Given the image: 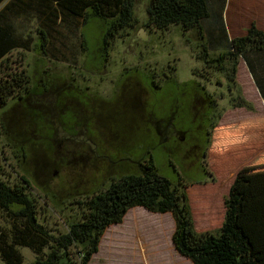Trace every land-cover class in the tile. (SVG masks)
Returning <instances> with one entry per match:
<instances>
[{
	"label": "rangeland",
	"instance_id": "obj_1",
	"mask_svg": "<svg viewBox=\"0 0 264 264\" xmlns=\"http://www.w3.org/2000/svg\"><path fill=\"white\" fill-rule=\"evenodd\" d=\"M146 3L134 0L138 22L112 38L106 36L104 44L107 19L93 17L80 25V19H46L35 8L11 17L26 43L6 61L16 71L24 69L30 88L16 90L0 105V177L8 184L29 180L37 221L54 236L81 217L79 200L104 190L111 179L137 174L149 158L170 182H191L188 202L198 232L219 227L225 187L236 177L245 196L251 183L264 193V151H259L264 144V107L243 62L236 81L239 94L254 105L252 110L231 106L238 92H228L225 73L210 69L208 81L197 72L203 61L197 58L202 43L195 32L179 26L146 28ZM36 27L47 33L41 47ZM210 45L205 39L209 55H217L220 50ZM191 80L204 85L215 107L202 105V92ZM222 114L220 129L208 135L216 115ZM236 138L244 142L237 144ZM263 222L259 216L248 223L243 215L240 218L244 231L256 223L261 233ZM136 224L133 221L126 234L123 225L122 231L107 227L89 264H146L143 257L148 264H187L169 262L165 232L160 239L154 227L138 234ZM10 226L0 211V227ZM258 244L257 264H264V244ZM19 250L22 264H31L32 250Z\"/></svg>",
	"mask_w": 264,
	"mask_h": 264
},
{
	"label": "trees",
	"instance_id": "obj_2",
	"mask_svg": "<svg viewBox=\"0 0 264 264\" xmlns=\"http://www.w3.org/2000/svg\"><path fill=\"white\" fill-rule=\"evenodd\" d=\"M133 1L0 0V71H4L0 75V105L14 96L16 90L27 92L30 88L24 69L16 71L6 61L13 50L23 48L26 43L22 33L13 26L12 16L32 13L35 8L46 19L50 15L64 22L66 18L80 19V25L93 17L107 19L104 44L106 36L112 38L119 30L138 22L133 15ZM224 5L225 0H147L145 26L161 31L179 26L182 31L195 32L198 44L202 43L197 58L203 61L202 71L197 72L204 76L210 69L225 73L229 81V85L226 84L228 92H238L231 106L251 110L252 105L239 94L237 66L239 61L245 63L264 98V32L252 22L243 35L229 39L223 21ZM206 21L208 27L204 26ZM34 33L39 36L38 45L41 47L47 33L41 27H36ZM208 35L210 37L206 38ZM205 39L211 43V48L220 50L217 55H209L204 46ZM191 81L202 92V105L206 103L215 107L214 101L204 91V85L199 87L196 81ZM216 116L208 135L220 115ZM24 136L21 135L22 138ZM1 159L0 175L3 172ZM240 182V177H236L224 197V213L219 227L213 231L197 232L188 202L187 187L191 182H170L158 174L149 158L139 167L137 174L111 179L104 190L91 194L84 201L79 200L83 208L81 217L71 222L65 233L54 236L37 221L35 205L27 191L29 180L23 177L22 183L8 184L0 177V211L11 224L8 229L0 227V259L4 264H22L23 255L19 248L28 247L34 254L31 264H89L106 228L121 222L129 208L141 206L150 212H169L172 215V244L176 252L191 264H257L254 248L258 243L264 244V228L260 233L251 229L244 231L245 226H241Z\"/></svg>",
	"mask_w": 264,
	"mask_h": 264
},
{
	"label": "crops",
	"instance_id": "obj_3",
	"mask_svg": "<svg viewBox=\"0 0 264 264\" xmlns=\"http://www.w3.org/2000/svg\"><path fill=\"white\" fill-rule=\"evenodd\" d=\"M223 21H224V25H225L226 32H227L229 39L243 35L245 33L246 28L250 26L252 22L255 23V25L264 32V0H225V5L223 8ZM243 64L246 70L248 71V73L250 74V77L252 78L251 73L249 72L244 62ZM237 71H238V66H237ZM236 79H237V73H236ZM252 81H253V78H252ZM253 85H254V90H256V93H257V99L262 103V106L264 107V98L260 95L254 81H253ZM234 108H244V107H234ZM252 108H254V105H252ZM222 116L223 114L220 115L218 119L216 120V124L211 130L212 134L214 133L216 129L218 130L220 129V123H221L220 118ZM232 127H233V124H231V128ZM263 137H264V127H263ZM243 142H244L243 138H236L237 144H242ZM260 150L264 151V144L261 146L259 151ZM231 183H228V188L225 187V191H224L225 195L222 198V203H223L224 197L228 193ZM239 186H238V191L242 195V208H241V213L239 215V219L241 215H243L246 223H248L250 222V218L252 217H256V218L257 216L264 217V193H263V190L259 187V185L257 183H251L247 188L248 194L246 196L244 195L243 191L240 190ZM263 187H264V183H263ZM222 213L224 212L222 211ZM252 214H254V216ZM130 216L133 217V220L131 221L130 226H129L128 222H130V218H131ZM140 219H141V222L139 223L138 221ZM222 219H223V214L222 216H220V222L218 226L221 224ZM133 221H137L138 223L136 224V233L138 234L143 233L144 235H146L148 233L149 228H150V231L152 232L153 230L152 227L155 228L156 237L158 239L161 238V233L162 234L164 232L166 233L167 238H165V240L166 242L168 241L166 245V250L170 252V254H168L170 256L169 262L170 261L178 262L180 260H184V261L186 260L185 262H187V264H191L189 260L182 257L176 252L173 244L170 241L172 232L174 230V219L169 212L155 213V212H150L141 206H134V207L129 208L125 212L122 222L111 224V225H114L115 226L114 228L120 229L121 231L123 229L120 226L123 225L122 227L126 229L125 231V234H126L127 231L131 230ZM152 223H156V225L150 226ZM193 224H194V219H193ZM111 225H109L108 227H110ZM164 226H166V228ZM249 227L252 231L260 232V229H258V225L256 223L251 224ZM194 228H195V224H194ZM262 228H264V222L262 224ZM195 230L197 231L196 228ZM149 237H153L152 233L149 235ZM134 238L136 239V236ZM159 249L163 251L162 247ZM163 255H164V252H163ZM177 256H180L181 259H179V257ZM143 259L146 262V264H148L147 259H145L144 257Z\"/></svg>",
	"mask_w": 264,
	"mask_h": 264
},
{
	"label": "flooded vegetation",
	"instance_id": "obj_4",
	"mask_svg": "<svg viewBox=\"0 0 264 264\" xmlns=\"http://www.w3.org/2000/svg\"><path fill=\"white\" fill-rule=\"evenodd\" d=\"M105 65V64H104ZM209 72V71H208ZM208 77V76H207ZM209 78V77H208Z\"/></svg>",
	"mask_w": 264,
	"mask_h": 264
}]
</instances>
